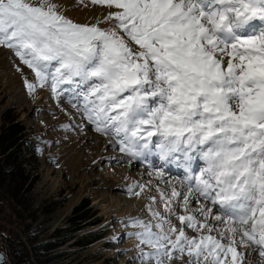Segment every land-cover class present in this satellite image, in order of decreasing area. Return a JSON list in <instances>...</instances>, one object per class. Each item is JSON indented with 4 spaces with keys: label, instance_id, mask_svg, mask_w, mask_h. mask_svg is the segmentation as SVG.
Masks as SVG:
<instances>
[{
    "label": "snow or ice",
    "instance_id": "1",
    "mask_svg": "<svg viewBox=\"0 0 264 264\" xmlns=\"http://www.w3.org/2000/svg\"><path fill=\"white\" fill-rule=\"evenodd\" d=\"M89 3L107 15L79 23L55 0H0V46L32 70L29 94L47 87L110 138L124 154L111 161L153 169L155 183L127 186L158 193L150 219L119 221L134 229L130 264H264V0Z\"/></svg>",
    "mask_w": 264,
    "mask_h": 264
},
{
    "label": "rangeland",
    "instance_id": "2",
    "mask_svg": "<svg viewBox=\"0 0 264 264\" xmlns=\"http://www.w3.org/2000/svg\"><path fill=\"white\" fill-rule=\"evenodd\" d=\"M55 2L63 6L66 16L79 23H95L109 11L89 3V0H84L83 4L79 0ZM24 77L33 80L32 70L22 63L13 50L0 46V112L8 107L20 112L28 126V142L33 146L29 150L34 148L33 155L29 153L30 158L25 162L27 170L38 174L32 194L34 205L40 210L37 211L38 217L34 219L32 228L44 238L46 236V239H55L49 234L57 228L64 229L61 235L66 240L53 250L54 264H101L106 259L110 264H130L137 255L136 252L132 255L131 242L136 241L125 236L127 231H120L125 227L118 222L121 220L120 213L108 210L112 206L138 205V198L129 195L125 187L132 180L141 183L152 180L155 183L156 176L149 175L153 169L147 167V161H136L133 169L131 163L116 164L111 161V157L124 154L108 145L110 138L96 132L81 112L73 107L74 102H69L67 98L56 99L47 87L29 94ZM62 125L71 127L64 128ZM38 148L43 151H37ZM156 160L159 162L155 164L159 166L160 160L155 157ZM202 165L203 162L197 160L193 169L198 171ZM170 171L166 172V176L173 183L185 175L182 166ZM161 187L165 185L161 183ZM151 195L158 196L154 188L146 194L147 200L140 205L141 215L136 217L151 218L146 208ZM83 199L90 200L91 212L94 214L92 220L97 222L67 237L70 229L65 228L71 226L69 217ZM44 204V209L54 207L49 217L42 213L41 206ZM112 221L115 224L111 225ZM78 240L85 243H78ZM6 243V239L0 240V245Z\"/></svg>",
    "mask_w": 264,
    "mask_h": 264
},
{
    "label": "trees",
    "instance_id": "3",
    "mask_svg": "<svg viewBox=\"0 0 264 264\" xmlns=\"http://www.w3.org/2000/svg\"><path fill=\"white\" fill-rule=\"evenodd\" d=\"M28 142V126L14 107L0 112V239H6L4 250L7 264H54L53 250L66 238L61 235L63 228H57L46 239L32 228L37 219L34 196L32 194L38 174L27 170L25 162L34 148ZM30 155V156H31ZM35 173V174H34ZM41 206L42 213L49 217L53 208ZM90 200L83 199L75 206L69 217L71 233L97 221L92 220ZM43 231V230H41ZM44 233V232H43ZM52 238V237H51ZM85 243L79 241L78 243ZM33 256V257H32ZM101 264H110L106 259Z\"/></svg>",
    "mask_w": 264,
    "mask_h": 264
},
{
    "label": "bare ground",
    "instance_id": "4",
    "mask_svg": "<svg viewBox=\"0 0 264 264\" xmlns=\"http://www.w3.org/2000/svg\"><path fill=\"white\" fill-rule=\"evenodd\" d=\"M150 161H151V163L152 164H154V165H156L155 163H157V162H159L158 160H156L155 161V157H151L150 158ZM135 162L136 161H132L131 162V164H130V166H131V169H133L134 168V164H135ZM147 164H148V162H147ZM174 167L175 168H181V164L180 163H174V161L172 162V163H170L169 164V166L167 165L166 166V169H168V170H166V172L167 171H170V170H172V169H174ZM126 169V168H125ZM125 172V170L122 172V173H124ZM171 172V171H170ZM121 173V172H120ZM127 173H129V172H127ZM124 176L125 175H129V174H123ZM132 175V174H131ZM122 176V175H121ZM155 177V176H154ZM131 179V178H130ZM137 180V179H136ZM156 180H157V177H155V182H156ZM133 181H135V180H132L131 181V183L133 182ZM138 181V180H137ZM125 187V186H124ZM126 189H127V187H125ZM147 200V196L146 195H142L141 197H139L138 198V202H139V204L138 205H136V206H131L130 204H128V205H126V206H112L111 208H109V210L108 211H113V210H116L115 211V213H117V214H119L120 213V216H119V218H121V220H119V221H122V220H125L126 218H128V217H136V216H140L141 215V212H142V210L140 211V205H142V204H144L145 203V201ZM155 207V206H154ZM111 212H110V214H111ZM143 216V215H142ZM118 218V217H117ZM118 221V222H119ZM116 223H117V221H116ZM112 224H115V221H112V223H111V225ZM125 226V225H124ZM123 227V226H122ZM127 231V232H129V230H126V227H123L122 229H120V231ZM134 230V229H133ZM133 230H130V231H133ZM119 231V232H120ZM116 236H118V234L116 233ZM130 239H132V238H130ZM135 240V239H134ZM136 241V240H135ZM105 243H107L106 241H105ZM135 242H131V248L133 249L132 250V255H134L133 253L134 252H136V249H135Z\"/></svg>",
    "mask_w": 264,
    "mask_h": 264
},
{
    "label": "water",
    "instance_id": "5",
    "mask_svg": "<svg viewBox=\"0 0 264 264\" xmlns=\"http://www.w3.org/2000/svg\"><path fill=\"white\" fill-rule=\"evenodd\" d=\"M0 255L3 256V259H4V261L6 262V260H5V254H4L3 252H0Z\"/></svg>",
    "mask_w": 264,
    "mask_h": 264
}]
</instances>
